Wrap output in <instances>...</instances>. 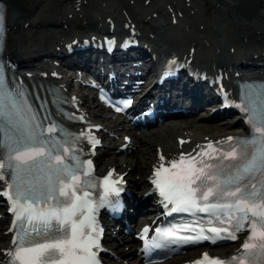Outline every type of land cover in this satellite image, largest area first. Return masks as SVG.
I'll list each match as a JSON object with an SVG mask.
<instances>
[{
	"label": "snow or ice",
	"instance_id": "1",
	"mask_svg": "<svg viewBox=\"0 0 264 264\" xmlns=\"http://www.w3.org/2000/svg\"><path fill=\"white\" fill-rule=\"evenodd\" d=\"M2 21L0 13V33ZM241 99L249 113L253 138L237 140L239 149L233 145L220 156L207 151L215 152L211 142L204 147L198 145L201 150L195 155L182 153L169 161L168 167H158L153 183L164 206L171 205L170 213H206L218 223L227 224L209 227L208 233H227L222 238L235 240V232L248 226L249 240L242 245L247 251L229 258L227 264H244L247 258L264 264V191L257 190L253 182L257 173L264 174V91L250 86ZM79 137L93 146L99 143L83 133L77 134ZM75 142L76 138H70L47 117L41 118L19 87L9 86L0 64V181L9 189L4 195L21 222L17 239L12 241L14 247L4 253L6 264H99L94 251L99 249V233L92 214L98 207H119L122 189L117 185L121 181L112 179L111 172L101 178L102 192L97 193L99 203L95 204L89 191L84 190L97 187L88 179L91 160L80 161L77 152L82 149L75 148ZM160 160H164L163 154ZM224 160L233 163L224 165ZM181 230L176 226L155 229L156 239L149 247L216 241L215 236L203 234L204 228L196 236H178ZM183 230L191 228L186 225ZM204 264L225 262L205 254Z\"/></svg>",
	"mask_w": 264,
	"mask_h": 264
},
{
	"label": "bare ground",
	"instance_id": "2",
	"mask_svg": "<svg viewBox=\"0 0 264 264\" xmlns=\"http://www.w3.org/2000/svg\"><path fill=\"white\" fill-rule=\"evenodd\" d=\"M16 1V2H15ZM12 3H15L16 6L12 5V11H11V17L13 18L14 25L17 28V31L13 36L11 37L10 44L13 46H16L15 50H28L30 48L35 49L36 47L40 49L41 51L48 49L49 47L46 46L49 42L54 43L56 40L54 38L55 34L52 32H45V33H39L35 38H27L29 34H31V31H26V28H24L25 22L21 19L24 15L26 17L30 16L32 13L33 8L39 7L40 8L35 12L33 18H32V24L34 22H40V21H51L52 19L56 18L54 15L55 11H59L60 13L63 12V10L68 7V4L66 6L62 4L60 0H15ZM232 1V0H231ZM239 0H235L237 2ZM200 2H203V0H200ZM99 3H97V0H92L91 4H88V6L85 8L86 11V17L91 18L90 9L92 8H98ZM196 8L199 9L197 16L202 17L201 24L206 25L207 29H209V25L211 23L210 15L212 13H217L218 18H225V13L222 11L221 8H217L213 0H208L205 5H196ZM234 8V7H232ZM232 10V9H230ZM207 18L208 20H204ZM212 19V18H211ZM219 22V20H217ZM220 22L223 24V27L220 29L223 37V41H225L230 47L234 49V53L231 56L232 60H237L238 57L243 56V54L250 52L251 46H246L245 43L249 42V40L244 37L243 35H240L239 38L235 37V30L229 28L230 23H237L236 19H233L232 16L226 18L225 21L220 20ZM45 23V22H44ZM238 27L243 26L244 28H248L251 35L250 38L252 41V50L255 53L261 52L264 53V37L263 38H257V35H262L261 30L262 28V22L260 18L252 17V19H239ZM215 25V24H214ZM36 27V26H34ZM218 24L215 25L214 28H217ZM264 36V31H263ZM57 43V41H56ZM46 46V47H45ZM13 51V50H12ZM209 120L202 118V120H194L191 122H180L178 124L172 123L169 128L163 127L157 130L156 132L149 133L148 135L140 137V143H142V151L139 153V155L128 157L126 162L134 167V170L136 173H140L142 175L147 176V173L145 171V167L147 163H151L154 161L155 153H152V147L158 145L159 143L164 144L165 146L169 145L170 143H174L175 136L182 128L191 129L194 128V130L199 131V139H202L204 135H210L213 134V132L217 133L218 135H222L227 132H235L240 127L238 123L233 124L234 122H229L224 124L223 127H218L217 129L208 128ZM141 155H143V158L141 159ZM131 175V174H130ZM154 215V214H153ZM152 215V216H153ZM151 216V217H152ZM5 240V237L0 235V243ZM126 245H129L128 242ZM224 249L219 248L218 251H216V254H224ZM122 253H125V251H122ZM127 259H131V254H126ZM193 258V257H192Z\"/></svg>",
	"mask_w": 264,
	"mask_h": 264
},
{
	"label": "rangeland",
	"instance_id": "3",
	"mask_svg": "<svg viewBox=\"0 0 264 264\" xmlns=\"http://www.w3.org/2000/svg\"><path fill=\"white\" fill-rule=\"evenodd\" d=\"M207 124H209L210 126H211V128H212V130L211 131H213V129H217L218 128V126H221V125H219L218 123H215V122H209V123H207ZM153 152H154V149L152 150ZM141 152V151H140ZM143 158V156H141V159ZM148 164V167H149V163H147ZM122 250H124V248L121 246L120 247V251H122Z\"/></svg>",
	"mask_w": 264,
	"mask_h": 264
}]
</instances>
